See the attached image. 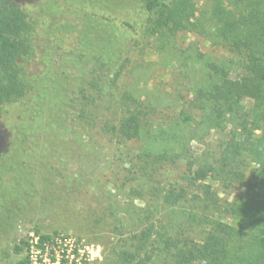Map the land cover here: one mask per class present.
<instances>
[{
    "label": "trees",
    "instance_id": "1",
    "mask_svg": "<svg viewBox=\"0 0 264 264\" xmlns=\"http://www.w3.org/2000/svg\"><path fill=\"white\" fill-rule=\"evenodd\" d=\"M23 2L0 0V111L29 95L36 110L63 108L62 96L49 88L57 78L56 56L52 53L41 59L37 44L40 40L52 51L60 48V29L80 18L86 21L85 27L97 25L113 34H106V41L91 59L92 77L86 82L88 86L78 91V97L92 108L93 103L103 101L96 108H101L103 115L109 111L116 121L106 119L102 129L121 148L145 137L162 144L154 147L143 143L137 154L125 152L124 160L140 173L139 189L134 190L146 205L129 202L111 213L120 239L108 264H150L156 255L164 259L163 264H264V0H232L236 8L214 11V31L202 33L212 45L226 48L228 57L203 52L197 45L196 51L193 45L174 46L192 98L172 103L178 111L168 109L175 118L170 120L167 106L144 102L122 85L123 77L133 65L132 51L139 50L144 36L156 35L166 47L179 31L198 28L192 20L193 0H121L123 6L109 7L69 0ZM33 64L38 65L37 71L32 70ZM48 88L50 92H46ZM181 98L183 92L177 100ZM193 123L205 135L227 128L231 134L218 152L208 153L210 147H205L203 163L197 164V174L190 180L195 186L191 191L183 186L156 187L152 181L157 168L184 158L194 164L191 145L183 142ZM34 124L22 133H13L9 146L16 157L40 147L41 126ZM49 127L57 141L63 127L60 114L51 116ZM81 159L91 166L89 154L83 153ZM4 176L8 174L0 171V179ZM206 177L228 188L236 185L235 195L223 200L212 184L197 183ZM239 186L244 191L237 190ZM156 196L167 205L182 206L181 214L174 213L159 227L153 221L155 202L150 200ZM4 206L0 237L18 213L11 204ZM197 227L200 233H196ZM16 264L28 261L21 259Z\"/></svg>",
    "mask_w": 264,
    "mask_h": 264
},
{
    "label": "rangeland",
    "instance_id": "2",
    "mask_svg": "<svg viewBox=\"0 0 264 264\" xmlns=\"http://www.w3.org/2000/svg\"><path fill=\"white\" fill-rule=\"evenodd\" d=\"M18 1L29 4L38 0ZM69 1L80 5L123 6L121 0ZM193 2L192 20L198 23V28L179 31L176 37L170 38L166 47H163L156 35L144 36L139 50L132 51V67L136 65L134 71L131 70L132 67L127 72L125 70L123 77L122 85L125 84L137 93L144 102L160 103L159 108L167 106V113L168 109L171 112L174 109L178 111L172 103H182V100L189 102L192 98L189 80L183 75L184 68L179 66L181 59L174 53V46L193 45L191 47L196 51L197 45L201 51L213 53L216 57L229 56L226 48L212 45L207 35L202 32L214 31V11L220 7L228 10L236 6L232 0ZM241 9L237 8V11ZM73 20L76 21L75 24H64L60 29L57 40L60 48L52 51L40 40L37 44L41 59L48 58L52 53L56 56L54 76L57 78L52 79L49 88L62 96L63 108L55 112L36 110L29 95L23 100L7 104L0 111V171L8 174L0 179V213L4 205L11 204L18 209L14 223L0 237V264H16L21 259H26L30 264L27 233L31 229L43 237L63 234L74 239L73 247L68 244L60 248L63 250L60 264H108L109 258L113 257L110 253L120 239V235L113 228L111 213L116 211L117 206L129 202L146 205L140 195L136 196L134 190L139 189L140 173L133 163L124 160V155L127 150L137 154L143 143L154 147L162 144L153 141L151 137H145L142 141H131L121 148L119 144L111 142L110 135L102 129V123L106 119L115 118L109 111L105 110L103 115L101 108H96L103 101L93 103L95 107L92 108V105L84 103L83 97H78V91L88 86L86 82L92 77L91 59L106 41V34L111 37L113 32L97 25L85 27L86 21L80 18ZM118 67L114 69L117 70ZM31 68L37 71L38 65L33 64ZM108 78L107 76V80ZM107 85L105 84L106 90ZM49 88L46 92H50ZM182 92L184 99L177 100ZM39 111L43 114H39ZM55 114H60L63 122L57 141L51 135L49 127L51 116ZM173 116L168 113L169 120L175 119ZM33 123L37 127L41 126L38 135L42 143L32 153L16 157V153L9 146L12 135L16 131L22 133ZM230 134V129L227 128L205 135V131L193 123L183 142L191 145L194 164L190 165L185 158L169 162L156 169L152 183L156 187L183 186L191 191L195 186H192L190 180L192 175L197 174V164L203 163L202 152L204 149L207 151L205 147H210L208 153L218 152ZM59 144L64 146L58 148ZM83 153L91 157V166L81 159ZM94 162L96 166L93 165ZM19 176L20 180L15 179ZM209 177L200 179L197 183L212 184L211 187L219 191L223 200L235 195L236 185L228 188L219 180ZM239 189L244 191L245 188L239 186L237 190ZM154 195L158 194L155 192ZM154 198L150 200L155 202L153 221L156 227L168 223L174 213H182L181 205H167L160 196L156 201ZM200 232L197 227L196 233ZM78 248L83 250V255H78ZM38 256L42 258V254ZM163 263L164 259L156 255L150 264Z\"/></svg>",
    "mask_w": 264,
    "mask_h": 264
},
{
    "label": "built area",
    "instance_id": "3",
    "mask_svg": "<svg viewBox=\"0 0 264 264\" xmlns=\"http://www.w3.org/2000/svg\"><path fill=\"white\" fill-rule=\"evenodd\" d=\"M68 244L73 247L75 244L74 239L63 234L43 237L35 230H29L27 233V245L30 250V264H49L50 262L60 264L63 258V250H60V248ZM78 250V255H83V250L79 248ZM38 254H42V258ZM66 256L68 257L69 255L66 254Z\"/></svg>",
    "mask_w": 264,
    "mask_h": 264
}]
</instances>
